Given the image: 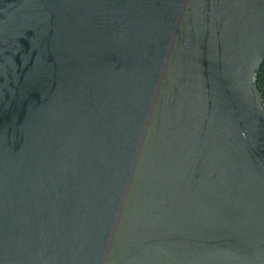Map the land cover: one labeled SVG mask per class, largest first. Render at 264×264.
<instances>
[{
	"label": "water",
	"instance_id": "1",
	"mask_svg": "<svg viewBox=\"0 0 264 264\" xmlns=\"http://www.w3.org/2000/svg\"><path fill=\"white\" fill-rule=\"evenodd\" d=\"M264 0H0V264H264Z\"/></svg>",
	"mask_w": 264,
	"mask_h": 264
},
{
	"label": "trees",
	"instance_id": "2",
	"mask_svg": "<svg viewBox=\"0 0 264 264\" xmlns=\"http://www.w3.org/2000/svg\"><path fill=\"white\" fill-rule=\"evenodd\" d=\"M255 86L257 90L261 93L263 97V103H264V59L262 61V64L259 69L258 76L255 80Z\"/></svg>",
	"mask_w": 264,
	"mask_h": 264
}]
</instances>
